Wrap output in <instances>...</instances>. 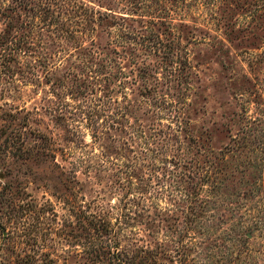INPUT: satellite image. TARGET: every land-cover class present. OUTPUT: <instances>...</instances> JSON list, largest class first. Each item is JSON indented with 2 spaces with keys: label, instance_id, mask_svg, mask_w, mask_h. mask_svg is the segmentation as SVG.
<instances>
[{
  "label": "rangeland",
  "instance_id": "374dc122",
  "mask_svg": "<svg viewBox=\"0 0 264 264\" xmlns=\"http://www.w3.org/2000/svg\"><path fill=\"white\" fill-rule=\"evenodd\" d=\"M0 264H264V0H0Z\"/></svg>",
  "mask_w": 264,
  "mask_h": 264
}]
</instances>
